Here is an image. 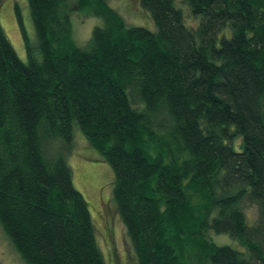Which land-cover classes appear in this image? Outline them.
<instances>
[{
    "label": "trees",
    "instance_id": "trees-1",
    "mask_svg": "<svg viewBox=\"0 0 264 264\" xmlns=\"http://www.w3.org/2000/svg\"><path fill=\"white\" fill-rule=\"evenodd\" d=\"M182 2L191 27L141 0L151 31L107 0H28L27 62L0 24V227L23 264H107L67 160L76 124L139 264H264V0ZM74 11L101 20L83 47Z\"/></svg>",
    "mask_w": 264,
    "mask_h": 264
},
{
    "label": "rangeland",
    "instance_id": "rangeland-1",
    "mask_svg": "<svg viewBox=\"0 0 264 264\" xmlns=\"http://www.w3.org/2000/svg\"><path fill=\"white\" fill-rule=\"evenodd\" d=\"M185 17L187 26L195 25L196 20L187 4L175 0ZM108 4L120 13L129 26L145 27L156 31L149 14L141 6V0H107ZM180 2V4H179ZM185 8H184V7ZM17 9L20 11L26 32L32 42L36 41L28 0H0V24L23 62L28 61L24 39L18 22ZM74 11L71 16L73 36L77 44L85 46L91 39L93 29L101 24L95 16ZM193 17V18H192ZM199 22V18H196ZM191 27V26H190ZM242 138H237L233 147L241 151ZM73 171L75 188L84 196L95 226L97 242L107 264H139L124 222L113 198L114 173L100 152L92 147L81 132L74 126V150L67 157ZM247 217L256 218V209L249 208ZM251 224V222L248 220ZM217 245L240 248L239 243L226 234L210 232ZM0 264H23L19 254L10 244L0 227Z\"/></svg>",
    "mask_w": 264,
    "mask_h": 264
}]
</instances>
